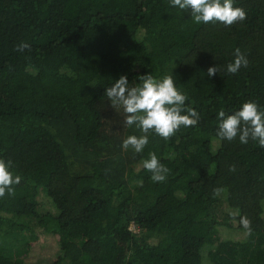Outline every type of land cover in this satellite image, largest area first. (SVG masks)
I'll return each mask as SVG.
<instances>
[{
  "label": "trees",
  "instance_id": "1",
  "mask_svg": "<svg viewBox=\"0 0 264 264\" xmlns=\"http://www.w3.org/2000/svg\"><path fill=\"white\" fill-rule=\"evenodd\" d=\"M234 7L246 19L226 27L169 0H0V159L21 177L0 199V264L49 235L43 264H264V148L216 135L221 109H264V0ZM237 48L248 67L227 74ZM145 74L173 75L200 119L136 153L105 89ZM153 152L164 182L143 168Z\"/></svg>",
  "mask_w": 264,
  "mask_h": 264
},
{
  "label": "clouds",
  "instance_id": "2",
  "mask_svg": "<svg viewBox=\"0 0 264 264\" xmlns=\"http://www.w3.org/2000/svg\"><path fill=\"white\" fill-rule=\"evenodd\" d=\"M169 4L183 11L190 10L191 18L198 24L221 23L230 27L246 19L245 10L234 7V0H169ZM29 48L27 43L21 42L15 50L23 51ZM234 55V60L226 65L227 74L235 75L242 67H248L249 61L240 49L237 48ZM220 71L218 65L209 67L207 75L211 77ZM138 79L139 84L130 86L127 77L122 75L105 89L111 107L122 108L123 123L128 127L135 126L141 133L139 136L129 135L124 139V150L131 148L140 153L148 144L150 134L169 140L182 127L197 125L199 114L194 108L185 107L188 97L178 90L173 75L157 79L152 74H145ZM217 117L219 123L216 135L220 140L231 142L238 138L241 144H247L251 139L264 148V109L255 101L243 103L239 110L231 114H226L221 109ZM143 168L151 173V180L154 182H164L170 171L154 152L143 161ZM11 169L10 160L0 159V199L6 195H14V185L20 183L21 177L14 175ZM229 171H235V167L230 166ZM219 191L214 189V195ZM239 224L245 229L246 235H251V220L247 216H240Z\"/></svg>",
  "mask_w": 264,
  "mask_h": 264
},
{
  "label": "rangeland",
  "instance_id": "3",
  "mask_svg": "<svg viewBox=\"0 0 264 264\" xmlns=\"http://www.w3.org/2000/svg\"><path fill=\"white\" fill-rule=\"evenodd\" d=\"M55 250L56 242L53 236H40L37 241L32 243L31 253L26 264H43L53 257Z\"/></svg>",
  "mask_w": 264,
  "mask_h": 264
}]
</instances>
